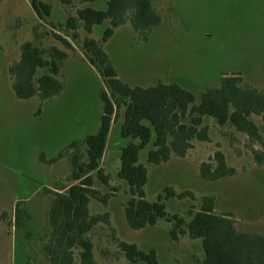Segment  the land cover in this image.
I'll return each mask as SVG.
<instances>
[{
    "label": "rangeland",
    "instance_id": "374dc122",
    "mask_svg": "<svg viewBox=\"0 0 264 264\" xmlns=\"http://www.w3.org/2000/svg\"><path fill=\"white\" fill-rule=\"evenodd\" d=\"M46 1L53 7L48 22L38 18L31 0H0V213L3 209L13 213L20 200L32 215L24 229L12 227L6 239L0 236V241L7 240V246L0 245V264H48L39 239L47 225L49 196L45 189L53 188L57 181L66 182L71 162L63 157L51 164L43 163L40 155L52 159L72 141L97 132L103 113L104 78L85 56L82 41L85 36L100 39L110 22L94 25L91 33L79 27V39L75 40L66 20L85 5L104 9L107 0H73L71 5ZM154 4L161 11L162 22L147 40L139 37L127 22L116 27L103 44L124 82L131 86L177 82L199 101L201 92L218 86L224 74L241 72L245 82L264 89V0H154ZM54 33L72 46L64 45ZM33 40L46 53L51 46H57L69 54L60 75L65 87L45 101L40 112L38 96L21 99L15 95L8 70L19 59L22 43ZM41 73L40 70L38 74ZM252 118L264 136L262 117ZM203 121L211 139L194 140L185 157L172 155L168 161L154 164L148 161L152 143L140 149L139 162L148 170L146 198L151 202L158 200L165 187H172L177 193L192 191L193 197L163 199L169 215L179 214L188 221L190 209L197 210L204 196H214L215 210L232 212L238 229L264 234V167L256 164L252 152L264 151V145L251 142L230 125L220 126L210 115H205ZM123 122L121 109L101 162L104 173L109 175L108 183L93 174L94 187L111 196L107 205L91 199V213L109 212L120 240L136 243L144 250L155 249L161 262L200 264L197 259L204 258L202 239L181 236L173 240L172 223L165 218L142 229L129 225L124 211L129 184L118 176V170L121 148L136 140L122 136ZM216 150L225 154L237 174L205 180L200 174V163L211 160ZM2 229L0 223V233ZM29 230L34 233L31 240L26 239ZM111 237L108 226L97 228L96 261L131 264ZM100 249L107 253L102 255Z\"/></svg>",
    "mask_w": 264,
    "mask_h": 264
},
{
    "label": "trees",
    "instance_id": "16d2710c",
    "mask_svg": "<svg viewBox=\"0 0 264 264\" xmlns=\"http://www.w3.org/2000/svg\"><path fill=\"white\" fill-rule=\"evenodd\" d=\"M58 1L63 5L73 3V0ZM31 6L40 20L48 22L53 10L49 1L31 0ZM105 20H109L110 25L100 39L85 36L82 41L85 56L100 72L106 86L101 91L100 127L97 132L72 141L52 159L40 155L43 163L51 164L63 157H68L71 162L66 182L57 181L53 188L45 189L49 196L47 225L39 239L48 264H100L94 257V235L97 228L104 225L111 229L112 241L131 264H168L158 259L155 249L144 250L136 243L120 240L109 212L90 211L91 199L107 205L111 196L110 192L102 193L94 187L93 174L108 183L109 175L104 173L101 162L111 127L121 109L124 113L121 134L136 140L121 148L118 170V176L129 184V196L124 203L129 225L133 229H142L165 218L172 223L173 240H179L181 236L202 239L204 258L197 259L200 264H264V234L238 229L232 212L215 210L214 196H204L197 210L190 209L188 221L179 214L169 215L163 199L193 197L192 191L177 193L174 188L165 187L158 200L149 201L144 189L148 170L139 162L140 149L149 143L152 148L148 152V161L159 164L168 161L172 155L185 157L194 146V140L209 141V127L203 124L205 115L216 118L220 126L230 125L246 134L251 142L264 145V136L252 118L253 115L261 116L264 122V89L245 82L241 72L224 74L218 86L201 92L199 101L192 91L177 82L131 86L118 76L103 44L112 37L116 27L127 22L139 37L147 40L148 34L162 22L161 11L154 0H107L104 9L90 5L78 8L75 14L68 16L66 26L72 30V38L78 40L79 27L91 33L94 25ZM54 36L67 47L72 46L58 33ZM68 55L57 46H51L46 53L34 40L23 42L19 59L8 69L15 95L21 99L38 96L40 112L43 103L65 87L60 75ZM40 70L42 73L38 74ZM252 152L256 164L264 167V151L253 149ZM200 174L205 180H217L237 174V169L227 163L221 150H216L211 160L200 163ZM13 210L9 213L3 209L0 213L1 229L7 230L5 233L3 228L0 233L3 239L10 235L12 227L24 229L32 218L23 201H17ZM33 235L32 231H27L26 239ZM6 241H0V245L7 246ZM100 251L102 255L107 253Z\"/></svg>",
    "mask_w": 264,
    "mask_h": 264
}]
</instances>
